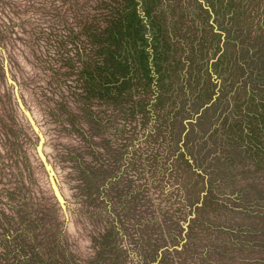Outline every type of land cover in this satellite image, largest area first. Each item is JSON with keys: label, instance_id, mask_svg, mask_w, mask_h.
<instances>
[{"label": "rangeland", "instance_id": "rangeland-1", "mask_svg": "<svg viewBox=\"0 0 264 264\" xmlns=\"http://www.w3.org/2000/svg\"><path fill=\"white\" fill-rule=\"evenodd\" d=\"M64 1L0 0V264H15L16 257L4 252L13 244V240L7 241L11 235L5 233L11 222L18 221V233H21L20 238L25 244L29 243L26 233L33 235L38 251L43 248L41 242L45 244L50 240L51 226L55 220L53 215L55 211L58 213L47 172L36 155L37 135L18 109L13 86L6 81L3 70L5 60L23 103L44 136L43 151L55 170L59 188L66 200L67 216L61 208L66 221L59 214V219L64 224L65 245L66 237L69 242L77 243V237L80 238L81 234L88 257L86 262L90 264L94 262V252L89 247L95 243L88 238L96 227L99 233L103 230V225L98 221L93 219L90 222L84 217L81 200L86 191L83 193L78 189L72 163L62 156L65 147L62 141L68 140L72 143L74 152L80 153L79 145L101 130L80 109L76 114L80 128L68 127L66 131H58L56 124L46 113L48 110L43 107L45 103L40 94L44 84L40 83L41 78L49 71L40 63L39 52L28 41L30 32L40 29L47 31V28L57 26L54 19L56 13L52 10H58L59 6L64 5ZM73 1L75 0H68L69 3ZM116 2L117 11L125 9L124 15L119 13L123 33L120 38L117 37V42L121 41L129 47L130 55L141 71V80L144 81L141 84L142 90H137V101L143 100V105L137 109L133 108L134 105L131 107L129 102L125 104L127 108L136 110L131 126L134 127L133 132H141L142 135L131 138L130 141L136 143L145 136L148 137L143 146L144 152H139L134 169L127 177L133 180L129 183L143 186L146 190L135 194L131 200L122 198L117 210L126 218L127 222L123 224L125 229L120 223L115 224L116 230H121L118 236L121 238L120 247L128 249V255H123L122 263L148 264L147 259L143 260L135 255V251H138V238H141L143 244L147 241L150 250H154L156 246L159 255L166 248L163 247L165 226L163 229L158 226L155 219L157 210L152 202L157 203L164 224L169 222V215L161 209L162 206L166 208L169 203L178 212V216L186 213L188 221L194 216L191 209L181 206L176 209V202L183 195L180 186L184 188L187 184L194 193L196 182L202 180L205 184L211 175L216 192L215 201L238 208L241 202L236 200L234 190L248 185L252 188L244 205L256 209V198L264 183L263 156L259 154L260 147L252 148L251 143L247 144L249 135L243 127L247 128L248 125V110L241 114L244 120L238 116L236 119L235 112L231 110L233 92L225 75V37L215 20L224 16V6L220 5L223 0ZM212 7L222 12H218L216 17ZM98 9V16H102V10ZM37 38L43 40L41 35H37ZM228 47L226 45L227 49ZM55 97H61V94L56 93ZM75 101L74 99V103ZM177 110H180L179 121L171 125L172 119L169 117L173 118L174 111ZM151 129L154 130L151 132ZM256 130L258 132L257 128ZM258 141L260 142L259 139ZM190 153L194 154L197 162L192 160ZM144 158L148 160L145 161L146 166L142 162ZM184 159H189V163H185ZM205 169L208 170L207 174ZM154 186L159 187V192ZM162 188L163 196L160 194ZM170 188L174 190L168 195L166 191ZM202 190L201 196L205 194ZM98 205L105 208L103 202L98 201ZM225 213L223 217L227 218L228 212ZM106 214L110 216L109 220L113 219L112 213L106 210ZM152 219L154 222L147 225L146 220L151 222ZM179 220H182L181 217L176 221L173 219L176 231L181 230L176 225ZM180 222L184 227L188 226V222ZM26 223L31 226L26 227ZM127 231L129 235L126 234L127 238L124 239V232ZM100 239L101 237L98 242ZM128 240L133 243L130 244ZM138 259L140 263L137 262Z\"/></svg>", "mask_w": 264, "mask_h": 264}, {"label": "trees", "instance_id": "trees-1", "mask_svg": "<svg viewBox=\"0 0 264 264\" xmlns=\"http://www.w3.org/2000/svg\"><path fill=\"white\" fill-rule=\"evenodd\" d=\"M78 1L69 3L70 1L65 0L62 7L52 10L56 13L54 19L57 26H51L47 31L40 29L30 32L28 41L39 52L40 63L49 71L41 78L40 83L44 84L40 94L45 103L43 107L48 110L46 113L56 124L58 131H66L68 127L80 128V122L77 123L76 118L80 109L101 130L96 135H90V141L85 140L79 145L80 153L74 152L71 142L65 140L69 144L66 145L62 141L65 145L62 156L72 163L78 189L83 193L86 191L84 197L81 195L83 199L80 201L84 217L90 222L94 219L103 225L102 233L96 227L88 238L95 243L89 247L94 252V262L90 264H123V255H128V249L120 247L121 238L118 236L121 230H116L115 223H120L124 228L123 224L127 221L117 208L123 197L131 200L135 194L146 190L143 186L129 183L133 180L127 177L134 169L139 152H144L143 146L148 137L145 136L136 143L131 142V138L142 135L141 132H133L134 127L131 126L136 110L127 108L125 104L129 102L131 107L134 105L133 108L137 109L143 105V100L137 101V90H142L141 84L144 81L141 80V71L137 69L129 47L121 41L117 42V37L120 38L123 33L119 13L124 15L125 9L117 11L116 0ZM220 5L224 6V16L215 20L225 37V75L233 92L231 110L235 112V118L238 116L242 120L241 114L248 110V125L247 128L243 127L249 135L247 144L251 143L252 148H261L259 154L263 156L261 159L264 165V0H223ZM98 8L102 10V16H98ZM212 9L216 17L218 12H222L214 7ZM37 35H41L43 40L37 38ZM226 45H229L228 49ZM216 72L219 73V70ZM224 80L226 81V77ZM56 93H60L61 97H55ZM74 99L77 103H74ZM174 112L173 118L169 117L172 119L171 125L179 121L180 110ZM25 120L27 121L26 118ZM190 156L197 162L193 153ZM183 157L182 155L181 158ZM144 159L142 162L147 160ZM38 161L41 164L39 158ZM188 161L189 159H184L185 163H189ZM262 168L264 169L263 166ZM204 171L207 174L208 170ZM209 176L205 184L202 180L196 182L194 193L187 184L184 188L180 186L183 195L176 202V209L180 206L190 208L194 216L188 221L186 213L178 216V212L169 203L166 208L162 206L161 209L169 215V222L164 224L157 203L152 202L156 206L155 219L158 226L162 229L165 226L163 247L166 248L159 255L156 246H153L154 250H150L147 241L143 244L141 238H138V251H135L137 257L147 259L148 264H264V183L256 198V209L244 205L252 188L248 185L234 190L236 200L241 202L235 208V205L215 201L214 182ZM154 188L159 192V187ZM152 189L151 185L150 190ZM200 189L205 193L202 196ZM173 190L170 188L166 193L170 195ZM160 194L163 196V188ZM53 198L58 213L55 211L53 215L55 220L51 226L50 240L47 242L44 239L47 243H40L43 248L36 250L37 243H34L31 233H26L29 243L25 244L20 238L21 233H18V221L11 222L5 231L11 235L7 241L13 240V244L4 252L16 257L15 264H87L88 257L81 234L80 238L77 237V243L69 242L66 237L65 245L64 224L59 219V214H62L65 221L67 218L54 196ZM98 201L105 204L104 209L98 205ZM106 210L112 213V220H109ZM225 212H228L227 218L223 217ZM179 217L183 222H188V226L184 227L180 222L182 220H179L176 225L181 230L176 231L173 219L176 221ZM153 220H146L147 225ZM27 226L31 225L26 223ZM124 233L123 238L126 239V234L129 233ZM128 242L133 243L131 240ZM137 262L140 263L139 259Z\"/></svg>", "mask_w": 264, "mask_h": 264}, {"label": "water", "instance_id": "water-1", "mask_svg": "<svg viewBox=\"0 0 264 264\" xmlns=\"http://www.w3.org/2000/svg\"><path fill=\"white\" fill-rule=\"evenodd\" d=\"M3 69H4V75H5L7 83L13 86V92L15 95V99H16L18 109L25 116V118L27 119L31 129L37 135L38 140H37V144L35 147L36 148V155L39 158L41 164L43 165V168L47 172L49 184H50V187H51V190H52L54 197L59 202V204L61 205L62 209L64 210V212L66 213V216H67L65 197L63 196V194L59 188V182H58L55 170L53 169V166L48 161L47 156L45 155V153L43 151L44 136H43L39 126L37 125L35 119L33 118L31 112L25 106V104L23 103V101L21 99V97L18 93L17 84L9 74L6 60H5L4 65H3Z\"/></svg>", "mask_w": 264, "mask_h": 264}, {"label": "bare ground", "instance_id": "bare-ground-1", "mask_svg": "<svg viewBox=\"0 0 264 264\" xmlns=\"http://www.w3.org/2000/svg\"><path fill=\"white\" fill-rule=\"evenodd\" d=\"M51 188V187H50ZM52 191V190H51ZM53 194V193H52ZM54 196V195H53ZM56 199V198H55ZM57 201V200H56ZM58 202V201H57ZM59 203V202H58ZM60 205V204H59ZM61 206V205H60ZM62 208V207H61Z\"/></svg>", "mask_w": 264, "mask_h": 264}]
</instances>
